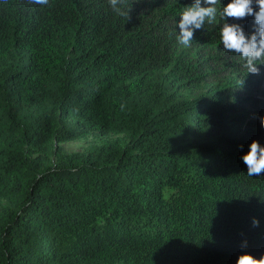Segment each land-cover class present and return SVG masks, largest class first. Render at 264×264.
I'll list each match as a JSON object with an SVG mask.
<instances>
[{"label":"trees","instance_id":"16d2710c","mask_svg":"<svg viewBox=\"0 0 264 264\" xmlns=\"http://www.w3.org/2000/svg\"><path fill=\"white\" fill-rule=\"evenodd\" d=\"M192 2L0 0V264L264 253V175L242 160L264 145V64L246 73L223 50L219 17L181 45ZM228 22L254 30L252 16ZM89 132L121 137L61 145Z\"/></svg>","mask_w":264,"mask_h":264},{"label":"clouds","instance_id":"9594fccd","mask_svg":"<svg viewBox=\"0 0 264 264\" xmlns=\"http://www.w3.org/2000/svg\"><path fill=\"white\" fill-rule=\"evenodd\" d=\"M30 4L45 6L49 0H27ZM112 9L121 12L119 5L123 0H108ZM207 6H201V0H193L190 5L184 6L178 21L179 33L178 42L184 47H190L193 41L194 29L204 28L205 23L212 24L219 17V37L223 50L234 53L244 61L246 73L259 74V64H264V0H228V3L221 6L220 0H204ZM255 5V8H254ZM126 11V18L128 11ZM254 17V30L247 33L241 24L229 23L228 20L246 19ZM261 127H264V115L259 117ZM242 160L247 166V175H264V145L252 140L248 151L242 155ZM258 225L257 220H253ZM246 243L241 245V252L238 254L235 264H264V253L257 259L250 252L245 251Z\"/></svg>","mask_w":264,"mask_h":264},{"label":"rangeland","instance_id":"374dc122","mask_svg":"<svg viewBox=\"0 0 264 264\" xmlns=\"http://www.w3.org/2000/svg\"><path fill=\"white\" fill-rule=\"evenodd\" d=\"M205 89H206V85L200 84L197 88H195L194 94H199L203 92ZM185 93L188 96L190 95L192 96V94L189 91H185ZM120 137H121L120 135H116V134H109L103 136L96 132H89L88 134L76 140L62 142L61 145L63 146L66 152H83L91 145H99L105 141H112Z\"/></svg>","mask_w":264,"mask_h":264}]
</instances>
